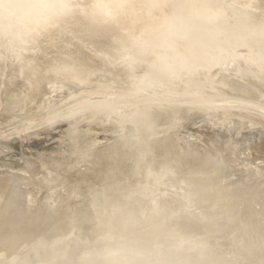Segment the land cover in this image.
<instances>
[{
    "label": "water",
    "instance_id": "1",
    "mask_svg": "<svg viewBox=\"0 0 264 264\" xmlns=\"http://www.w3.org/2000/svg\"><path fill=\"white\" fill-rule=\"evenodd\" d=\"M0 264H264V0H0Z\"/></svg>",
    "mask_w": 264,
    "mask_h": 264
}]
</instances>
